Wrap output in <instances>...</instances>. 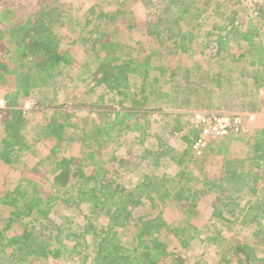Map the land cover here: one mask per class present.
Returning <instances> with one entry per match:
<instances>
[{
    "label": "trees",
    "instance_id": "16d2710c",
    "mask_svg": "<svg viewBox=\"0 0 264 264\" xmlns=\"http://www.w3.org/2000/svg\"><path fill=\"white\" fill-rule=\"evenodd\" d=\"M116 1L120 2L117 9L93 4L79 13L76 19L71 2L38 0L36 7L30 9L22 4L15 6L11 0H2L0 73L16 76L18 87L4 95L5 107H0L5 127V135L0 140L1 163L14 164L21 156L22 142L19 144L15 139H26L23 132L28 125V117L24 107L28 100H35V95L43 89L70 83L67 87L77 92L86 87L89 80L97 79L95 86L104 92L115 91V95L122 96V100L118 102L121 106L117 103L105 108L93 105L97 106L93 117L98 115V118L90 126L83 127L85 124L74 112L42 116L47 126L45 138L53 143V148L64 141H75L81 143L85 150L82 155L69 156L52 150L45 157L51 164V168L46 170L51 182L49 197L41 196L36 190L30 193L25 182L18 183L5 196H0V203L11 207L7 216H2L0 212V252L5 251L0 256L3 259L0 264H40L44 256L60 259L64 250L72 255L79 248L80 252L88 248L89 252L84 255L86 264H187V257L182 251L171 249L164 239L163 227L171 226L162 223L161 227H153L150 225L153 220L149 222L142 216H136V209L156 199H170L173 203H181L180 215L187 216L188 212L195 211L201 198L210 195L216 209L221 206L220 209L227 214L224 217L234 221L235 208L230 205L236 198H245L240 205L244 217L256 206L262 207L264 128L254 133L245 150L241 147L237 149L239 134H230L227 140H219L217 146L214 145L217 141L211 143L201 156L192 151L193 139L199 133L193 122L185 125L188 133L183 135L185 141L180 143L179 149L165 144L162 135L152 134L151 145L143 149L147 152L143 159L148 161L150 154L158 160L165 159L172 153L168 158L170 163L180 168L172 176L145 172L140 180L128 187L116 178L112 169L97 160L99 155L106 153L112 161L119 162L121 168L133 161L131 157L117 158L110 151L104 152L103 148L108 141L121 136L123 130H129L137 140L145 123L150 121V113L140 102L147 99L149 90L161 79L160 91L163 92L160 99L164 105L186 110L206 107L208 103L222 100V91L230 86L231 89L252 90L251 96L235 92L231 95L248 101L235 106L257 112L261 108L254 90L264 86V44L255 42L261 27L253 25L255 19L247 21L244 26L245 21L236 23L234 18H229V22L221 27L244 35L240 39L245 46L242 45L244 49L238 59L246 58L249 50L250 59L246 67L240 69L239 65L223 58L221 54L228 47L221 34L211 38V47L215 49L210 48L208 55L217 57L212 63L214 65L205 68L201 61H197L186 67L183 60L185 52L191 53L195 31L204 25V16L212 10L215 0ZM138 4H142L146 11L141 22L137 21V12L132 8ZM230 4V17L245 10L236 2ZM250 11L252 18L256 15L264 20V2L252 1ZM122 17L130 22L126 25L131 30L138 29L139 32L129 36V33L125 35L124 29L119 30L118 22H122ZM166 48H171V52H167ZM86 51L93 54L86 55ZM77 53L85 56L78 58ZM174 55L177 56L173 59ZM183 71H187V75ZM181 72L183 78H179ZM130 95L133 102L125 100L124 96ZM137 103L142 108L136 107ZM217 103L218 109L226 107L220 101ZM166 113L163 116H186L183 111ZM208 150V155L215 152L213 159L218 163L220 158L225 157L224 154L237 156L224 161L222 177L205 171L196 176L188 164L182 167L186 154L194 163V160L208 161L205 157ZM222 153V157L219 156ZM180 155L182 158L179 159ZM200 170L203 172V169ZM59 200L75 207L68 208L74 212L82 213L86 208L91 212L98 211L99 215L105 213L108 220L100 223L98 218L85 213V220L72 230L63 222L69 219L67 214L63 213L59 222L52 217ZM130 224L128 232L121 229ZM189 228H194L191 222L182 228H170L172 241L182 248L186 247L190 240L196 238L187 237ZM251 228L254 231L264 229V207ZM63 232L65 236H62ZM217 234L209 239L222 236V230ZM231 253L235 264H264V255L258 254L249 242L238 241Z\"/></svg>",
    "mask_w": 264,
    "mask_h": 264
},
{
    "label": "rangeland",
    "instance_id": "374dc122",
    "mask_svg": "<svg viewBox=\"0 0 264 264\" xmlns=\"http://www.w3.org/2000/svg\"><path fill=\"white\" fill-rule=\"evenodd\" d=\"M11 1L15 3V6L22 4L30 9L35 8L38 3V0ZM60 1L71 2L76 19L79 18V13L84 12L89 6L93 4L101 5L108 9H117L120 5V2L116 0ZM252 1L254 0H215L211 8L212 10L206 13L204 16V25L201 26V29H196L195 31V34L197 36L195 35L192 38L193 45L192 47H190L191 50L189 51L191 53L185 52L183 58L184 66L187 67L193 62L197 61H201V64H203L205 68L214 65L212 63H215L217 57L215 58L212 55H208V53L210 51V48H214L211 47V38L217 36L218 34H221L220 37H223V42L226 41L228 47L227 50H225L221 55H224L223 58H227V62L234 63L235 65L238 64H236L234 60L231 59V56L236 54L234 52H238V50L234 49L233 47L241 45L242 39H240V37L244 35L241 32L233 30L229 31L227 29L221 28L223 25L229 22V18H234V21L236 23L245 21V23L243 24L244 26L248 24L247 21L255 19L252 22L253 25L255 26V24H257L258 26L263 27L261 28L262 31L256 34L255 39L258 43H264V20L257 17L256 15L254 16V18H252L253 13L252 11H250ZM257 1L264 2V0ZM234 2L243 5L245 10L242 9L243 12L241 14L230 17L232 16V13H230L232 9L230 3ZM1 5L2 0H0V7ZM127 5H129L128 2ZM132 8L137 12V21L141 22V19H143L146 14L145 8L142 4L135 5L134 7L132 6ZM250 13L252 14L250 15ZM121 19L123 20L122 22H118V26L119 30H121V28L125 30V35L126 33H129V36H134V33L139 32L138 29L131 30L127 26L130 23L129 21H127V19L123 17ZM79 38L81 37H78V39ZM166 50L167 52H171V48H166ZM87 54L92 55L93 53L92 51H86V55ZM177 55H174L173 59L176 58ZM76 56L78 58H83L85 54L77 53ZM247 64H249V61H247L246 59L240 61V69L246 67ZM183 72L184 75H187V71ZM183 72L180 73L179 78H183ZM88 82V84H85L87 85L86 87H81L77 92L74 91V89L67 87L68 85H71L70 83H59L57 84V87L53 85L51 87L43 89L42 92L35 95V100L30 99L26 102L24 108L26 110L25 114L28 117V125L23 132V134L26 135V139L22 140L20 137L15 139V141L19 144L20 142H22L19 151L21 156L18 157V161L16 163L3 164L0 162V196H5V193L15 188L18 183L25 182L29 186L30 193H34V191L36 190L41 196H44L46 198L49 197L52 193L50 188L51 182L47 178L46 170L51 168V164L47 162L46 156H48L52 152V150L63 156H69L71 154L82 155L84 149L83 145L75 141H64L59 146L53 148V143H50V141L45 138V136L47 135V126L44 124V117L42 116L51 114V116H61L63 112H74L73 114H76L82 120V122L85 124L83 127H85L87 126V124L88 126H90V124L98 118V115L96 116V118L93 117L94 113H97L95 112V107L97 106L93 107V105H101V107L103 106L105 108L112 105L113 103H117L119 106H121V104L118 102L122 98V96H116L115 91H102L101 88L95 86L97 84V79H92ZM161 82H163V79H161ZM160 84L157 85V88L153 89L151 94L150 90L147 94L148 99L146 100L145 105L151 108L147 109L151 117L148 116V120L150 121L148 123H145V128L143 131L141 130V132H139L137 140H135V137L129 133V130H123L121 136L117 137L115 140L111 139L105 144L103 148L104 152L110 151L113 153V155L115 154L117 158H121L122 156H124L129 157L130 159L131 157L133 161L130 160L131 162L127 163L123 168H121L119 167V162L112 161V158L109 154L107 155L106 153H104L99 155V158H97L99 162L112 169L113 174L116 176V178L121 183L126 184L127 187L135 184L137 179L140 180L145 172H151V174L168 173L172 176L178 171V168H180H177L175 167L176 165L170 163L168 158L172 153L168 154L165 159L161 158L160 160H158L152 154H150L147 158L148 161L143 159V157H145L147 153L143 151V149L151 145L152 134L158 133L162 135L165 144H169L175 149H179L180 143H184L185 141L183 139V135L186 132L188 133V129L187 127L185 128V125L193 122L198 127L196 120L200 114H212L219 112H253L240 106H235V104H247L248 101H244L243 99H236L237 95H231V93L235 92L241 94L242 96H245V94L251 96L253 91L248 88L237 89V87H234L233 89H231L230 86H228L227 89L222 91L224 95L222 100H216L208 103L206 107L203 106L196 109L186 110L179 109L178 107H168L166 104L164 105V102L160 99L163 92L162 90H159ZM17 87L18 79L16 76L4 72L0 73V107H5V102L3 100L4 95ZM254 91L255 93H257L256 96L258 95V107L261 108V110L254 112L257 114V117L254 121L248 123V131L239 133L240 140H238L239 144L237 143V149L239 147L243 148L244 150L247 149L250 144V138L254 135V133L257 130L264 128V86H259ZM218 101L222 102V105L226 107L218 109ZM158 107L162 108V110H156V108ZM179 111H183L186 116H183L182 118H179L175 115H166L168 118L165 117V115L163 116L164 113L167 114L166 112ZM170 128L174 129V131L171 132ZM4 135L5 127L3 123V115L0 114V140L3 139ZM228 137H218L215 140H212L210 144L214 141H217L214 143V145L217 146L219 140H221L222 138H226L225 140H227ZM193 140V144L191 145L192 151H194V153L198 156H201L204 151L199 155L194 149L196 139ZM123 142L124 144H122ZM19 144L18 147H20ZM209 145L207 147H209ZM208 152H210V150H208L207 155H205V157L209 159L208 161L194 160L195 163L186 154L185 156H183L182 167H185L188 164V168L191 169L193 174H195L196 176L204 174L205 172H210L211 174L217 175V177H222V175H224V161L226 159L229 160L237 157L234 154H224L225 157L220 158L221 160L218 163L216 159H213V154L215 152L213 151L209 155ZM131 153L133 154V156ZM222 155L223 153L219 156L222 157ZM178 158H182L181 155L178 156ZM200 169H203V172ZM27 179L29 180V182ZM192 191L194 192V190ZM261 195L264 199V194L261 193ZM244 201V197H238L234 202H232L233 204L230 205L231 208H235L233 211L235 216L234 221H229L224 217L225 215L227 216V214H225L223 210L220 209L221 206L219 207V209H216V207L214 206V199L210 195L201 198L195 208V211H191L190 213L188 212L187 216L180 215L182 214L181 203H173L170 201V199H156L154 202H147L145 205L143 204L138 209H136L135 213L136 216H142L149 222L153 220L150 223V225H152L153 227H161L162 223L171 226L167 228L166 226L163 227L162 233L165 237L164 239L168 242L171 249L182 251L183 255L187 257V264H235L236 261H232L233 255L231 251L234 244L238 241L249 242V244L256 248L258 254L264 255V229L254 231L251 228V226L255 225L257 220L259 219V215L262 213L264 207V202L261 203L262 207L258 208L256 206L252 211L248 210L250 214L244 217V213L240 209V205ZM59 202L60 203H58V205L52 212V217L56 220V222H59L62 220V214H67L69 216V219L63 222L67 224V227H70L72 230L79 227V223L85 220V213L91 215L92 217L98 218L100 223H105V221L108 220V216L105 213H100L99 215L98 211L91 212L90 209L87 210L86 208L82 213H78V211L74 212L71 209H68L70 207L75 208L72 205H68L62 200H59ZM10 208L11 207L9 205L5 206L4 204L0 203L1 215L7 216V212ZM230 216L231 218H233L231 214ZM157 217H160L162 219L158 220ZM132 222L135 221L132 220ZM189 222L194 225V228H189L191 230L187 233V237L192 236L196 238L192 241L190 240V243H188L186 247L182 248L181 245H176V243L172 241L174 240L173 233L169 231L170 228L185 227ZM124 226L125 228L121 229L128 232V229L132 226V224ZM153 230L154 229L152 228V231ZM221 230L222 236L216 239H209L210 237L218 235L217 233ZM65 232H63L62 236L66 235ZM80 250L81 249L79 248L77 252L71 253L72 255L69 254L68 250H64L60 259L44 256L40 260V264H86V262L84 261V255L89 252L88 248H85L81 252ZM4 252H0V256H3ZM1 262H3V259L0 261V263Z\"/></svg>",
    "mask_w": 264,
    "mask_h": 264
},
{
    "label": "built area",
    "instance_id": "2783aa9c",
    "mask_svg": "<svg viewBox=\"0 0 264 264\" xmlns=\"http://www.w3.org/2000/svg\"><path fill=\"white\" fill-rule=\"evenodd\" d=\"M256 117L257 114L254 112L200 114L196 120L199 134L194 149L201 154L210 142L218 137L248 131V123L254 121Z\"/></svg>",
    "mask_w": 264,
    "mask_h": 264
},
{
    "label": "crops",
    "instance_id": "0c3cea01",
    "mask_svg": "<svg viewBox=\"0 0 264 264\" xmlns=\"http://www.w3.org/2000/svg\"><path fill=\"white\" fill-rule=\"evenodd\" d=\"M261 28H263V27H260V32L262 31ZM260 32H259V33H260ZM255 42H257L256 39H255ZM263 44H264V43H263ZM242 45L245 46V43H244V44L242 43V44L239 45V46L233 47L234 49L238 50V52H234V53H236V54L233 55V56H231V59L234 60V62H235L236 64L238 63L237 65H239V61H240V60L238 59V55H239L240 52H242L243 49H244ZM247 51H248V55L246 56V58H242L241 61H243L244 59H246L247 61H249V59H250V52H249V50H247ZM223 52H224V51H223ZM223 52H222V53H223ZM223 56H224V55H223ZM226 56H227V55H226ZM227 57H228V56H227ZM225 58H226V57H225ZM247 65H248V64H247ZM160 83H163V82H160ZM160 83H158V84H160ZM158 84H157V85H158ZM157 85H156L154 88H157ZM160 85H161V84H160ZM154 88H153V89H154ZM153 89H152V88L150 89V94H151V92L153 91ZM159 90H160V87H159ZM124 97H125V100H126L127 102H129V101H130V102H133V101H132V98H133L132 95L128 96L129 98H128L127 96H124ZM147 99H148V95H147ZM147 99H145V100L143 99V100H142L143 102H140V103H144V105L142 106L143 108H145V109H151L149 106H146V105H145ZM121 100H122V98L119 100V102H120ZM135 106H136V107H141V104L137 103V104H135ZM142 107H141V108H142ZM160 107H161V106H160ZM160 107L156 108V110H158Z\"/></svg>",
    "mask_w": 264,
    "mask_h": 264
}]
</instances>
